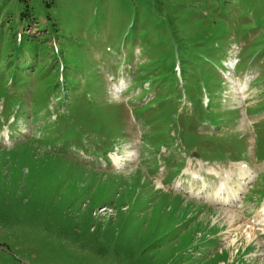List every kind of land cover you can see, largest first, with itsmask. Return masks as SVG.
Wrapping results in <instances>:
<instances>
[{
  "label": "rangeland",
  "instance_id": "374dc122",
  "mask_svg": "<svg viewBox=\"0 0 264 264\" xmlns=\"http://www.w3.org/2000/svg\"><path fill=\"white\" fill-rule=\"evenodd\" d=\"M0 201V264H264V0H0Z\"/></svg>",
  "mask_w": 264,
  "mask_h": 264
},
{
  "label": "bare ground",
  "instance_id": "6f19581e",
  "mask_svg": "<svg viewBox=\"0 0 264 264\" xmlns=\"http://www.w3.org/2000/svg\"><path fill=\"white\" fill-rule=\"evenodd\" d=\"M246 167L247 166L244 165V164L237 165L234 168H231L232 170L230 172H224L223 174H216L218 172L215 171V177H213V179L216 180V181H219L221 178H224V182H225V183L223 182L222 186L219 187V189L216 190L214 196L212 195L213 196L212 199L216 197L219 200V201H217L215 203H218V204L222 205V204H225L227 202V200H229L226 203L227 204L226 206H228L229 208H238L240 188L245 184L246 180L249 178V174H248V171H246ZM233 169H241V177H240V182L241 183L237 184V185H239L237 190H236L237 186H235L236 185L235 184L234 188L230 186V191H229V188H228L229 187V183L231 185V183L233 182V181H231L233 179L232 176L234 175ZM200 170H198V173H193L192 174L194 176V178H196V180H198V176H199V178H200V176L202 177V178H200L201 179L200 182H196L195 183L197 185L206 182V179L204 178V176H207V175L211 174V172H207V173H205L206 175H204L203 173H199ZM192 172H196V169H194L193 171L192 170L190 171V169L186 170V174H188L190 176V180H191V175L190 174ZM202 174H203V176H202ZM238 176H240V175H238ZM204 190L205 189H203V191ZM199 196H200V198H203V197H201V194H199ZM206 199L209 200V197H207ZM229 217H230V221H231L230 224L234 225L238 218H236L235 215H230Z\"/></svg>",
  "mask_w": 264,
  "mask_h": 264
},
{
  "label": "trees",
  "instance_id": "16d2710c",
  "mask_svg": "<svg viewBox=\"0 0 264 264\" xmlns=\"http://www.w3.org/2000/svg\"><path fill=\"white\" fill-rule=\"evenodd\" d=\"M23 1H24L25 5H28V0H23ZM4 206H8V205L5 204L4 202H1L0 201V212L2 210H5L6 209ZM20 210L18 211V213L20 212ZM64 217H63V219H60L59 220L60 221V225L65 226V229H67L66 226H68L69 231L68 230L67 231H68V233L70 232V235H72V234H78L83 239L84 238L85 239L88 238L89 233H90L89 231L91 229L90 226L92 225V224L91 225L89 224V221L86 224H85V222L84 223L83 222L82 223H79V222L78 223H76V222L73 223L72 220L70 218H68V216H64ZM1 218H2V216H0V222H2ZM67 237H69V236H67Z\"/></svg>",
  "mask_w": 264,
  "mask_h": 264
}]
</instances>
